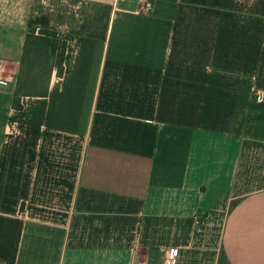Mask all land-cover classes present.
<instances>
[{
    "label": "crops",
    "instance_id": "0c3cea01",
    "mask_svg": "<svg viewBox=\"0 0 264 264\" xmlns=\"http://www.w3.org/2000/svg\"><path fill=\"white\" fill-rule=\"evenodd\" d=\"M142 2L0 0V264H264V0Z\"/></svg>",
    "mask_w": 264,
    "mask_h": 264
},
{
    "label": "trees",
    "instance_id": "16d2710c",
    "mask_svg": "<svg viewBox=\"0 0 264 264\" xmlns=\"http://www.w3.org/2000/svg\"><path fill=\"white\" fill-rule=\"evenodd\" d=\"M64 52V41L37 34L34 27L26 31L11 98L13 109L22 108V96L47 95L53 69L57 75L62 74Z\"/></svg>",
    "mask_w": 264,
    "mask_h": 264
},
{
    "label": "built area",
    "instance_id": "2783aa9c",
    "mask_svg": "<svg viewBox=\"0 0 264 264\" xmlns=\"http://www.w3.org/2000/svg\"><path fill=\"white\" fill-rule=\"evenodd\" d=\"M152 7V2L151 0H143L141 3L139 10L140 11H149ZM10 79L9 77H6L2 74V70L0 67V86L5 87L8 85ZM175 249L174 248H168L165 251V257H164V263L163 264H175Z\"/></svg>",
    "mask_w": 264,
    "mask_h": 264
}]
</instances>
